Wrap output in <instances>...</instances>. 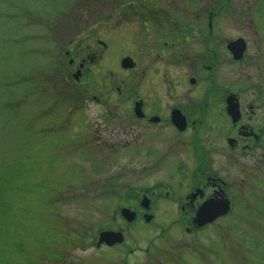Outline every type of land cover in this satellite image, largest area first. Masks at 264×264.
<instances>
[{
  "label": "rangeland",
  "instance_id": "obj_1",
  "mask_svg": "<svg viewBox=\"0 0 264 264\" xmlns=\"http://www.w3.org/2000/svg\"><path fill=\"white\" fill-rule=\"evenodd\" d=\"M141 1L139 10L144 13L146 4L169 13L171 22L196 24L194 34L177 48L165 46L166 40L171 44L176 28L167 24L160 45L154 46V27L145 37L143 21L132 18L124 5L101 19L100 14L109 13L102 0H0V264H264L261 149L258 156L242 152L235 159L222 147L226 121L220 109H211L217 95L203 100L206 81H197L193 96L195 106L204 102L202 114L215 142L208 167L212 175L230 182L235 204L231 213L198 232H187L192 223L184 220L179 206L164 201L149 223H127L117 211L128 186H152L164 178L179 188L181 156L159 160L155 172L142 173L131 169L135 162L122 153L112 156L88 137L98 123L113 127L106 119L113 118L100 103L117 107L125 101L116 89L125 77L121 57H143L144 52L171 57L180 51L202 57L218 44L221 57H232L226 44L240 35L248 39L247 58L236 67L226 61L223 82L241 91L248 114V104H256L253 122L263 125L264 0ZM209 9L219 11L213 20L214 36L205 42ZM67 48L73 54L79 49V57L102 53L103 58L88 63L89 70L84 68L77 80L62 75L64 67L53 66L69 62ZM77 67L78 61L72 70ZM150 74L145 83L135 72L140 91L153 85ZM183 76L179 71L175 76L179 89ZM111 115L125 117L119 108ZM160 131L161 140L173 133L166 126ZM154 149L155 155L158 148ZM153 156H147L148 162ZM109 184H114V193ZM119 226L126 232L119 248L97 247L100 230ZM172 252H181L182 260Z\"/></svg>",
  "mask_w": 264,
  "mask_h": 264
},
{
  "label": "flooded vegetation",
  "instance_id": "obj_2",
  "mask_svg": "<svg viewBox=\"0 0 264 264\" xmlns=\"http://www.w3.org/2000/svg\"><path fill=\"white\" fill-rule=\"evenodd\" d=\"M146 7H148L147 12L150 14L144 17L143 33L145 37L149 36V27H154L152 28L155 30L154 46L160 45L161 35H165L167 32L165 30L167 24L172 23L176 28L172 29L175 34L171 44L166 40L163 44L165 46L170 45L172 48H177L179 43H185L189 36L194 34L192 30L196 24L192 22H171L172 17L170 16L168 17L169 21L161 22L163 15L168 13L156 9L153 11L151 6ZM207 14L209 30L208 35L204 36L205 42L212 39L215 27L213 17L217 14V11L210 9ZM153 17L155 20H153ZM210 18L212 23H210ZM102 43L106 47L107 44L104 41ZM219 45H217L216 49L207 48L208 52L202 57H190V54L182 53V51H180L181 53L172 54L171 57H161L159 52L157 57H151L152 54H148V52H144L143 57H130L134 64L131 67L124 68L123 86L116 87L125 101L115 104L117 107H113V103L109 102L100 103L101 109L106 111V116L113 118H106L107 121L114 122L113 127L110 125L102 126L101 123H98L95 128L93 127L95 132L91 136L88 135V137H91L90 140L107 147L110 155L114 156L122 153L130 159V162H135L132 163L131 169L142 173L155 172L154 169L159 163L157 161L169 156L179 155L183 159L178 166L182 170L180 171L182 175L180 176L181 184L179 188L173 186L171 180L169 182L164 178H160L156 185H133L126 188L124 198H122L123 202L120 203V207L117 210L123 221L130 223L121 213L123 207H130L137 213L133 222L145 221L147 215H152V220H155L159 205L161 206L160 202L164 201L166 204L170 203L171 205L179 206L181 216L187 223H192L193 225V228L187 227V231L194 233L206 227H199L194 223L200 206L209 199H221L230 196L227 192L231 190L230 182L220 175H212L211 168L208 167L211 156L210 150H213L215 142L213 141L212 144L210 129L206 127L207 119L202 114L204 102L195 106L193 92L195 84L199 80L206 81L208 85V94H205L203 100L207 97L209 98L212 93L217 95V98L211 102V109L216 107L220 109L226 121L225 128H222L224 137V145L222 147L230 149L231 153L235 155V159L238 153L242 154V152L258 156L257 150L261 149L262 157L258 158V164L259 166L263 165L264 124L259 125L253 122V116L257 112L256 104L252 102L248 104V109H251L250 114H248L244 110L245 105H242L241 102V91L228 87L223 82V65L226 61L236 67L241 65L247 57H221L222 51H220L221 46ZM66 52L65 56H69V62L60 65L59 69L61 70L64 67L65 70L61 74L73 75L77 80L83 75L84 68L89 70L90 66L88 63L103 58L102 53L98 57H95L96 53L88 54L87 57H79V49L75 50V54L68 50ZM76 61H78V67L76 71H73L72 66ZM178 71L184 75L179 79V81H182L181 89L178 88V83H176ZM135 72L139 73L143 81L145 79L147 81V76L150 72L151 78L154 76L156 82L153 78H150L153 85H149L150 87L147 89L143 87V90L140 91L135 83L137 78L134 76ZM148 90L152 92L149 93ZM230 95L233 96L232 98H234L235 102L239 103L240 116L236 120L228 111V97ZM93 98L98 99L95 95H93ZM209 105L210 102H206V108H209ZM117 108L123 111L124 118L117 119L111 115L112 110ZM80 121L82 122V120ZM116 122L118 124L122 122V127H114ZM83 125L86 129V125ZM164 126L173 132L171 135L164 137L170 139L161 140L163 133L160 129L162 130ZM155 147L158 148L155 155L159 154L156 159L154 155ZM147 156H153L152 160L148 162ZM136 164H139V167H135ZM184 185H186V189H184ZM109 186L111 188L110 193H114L116 191L114 184H109ZM211 187H213L212 192L210 190ZM105 229L121 230L126 239V232L123 226ZM123 243L113 245L97 243L96 245L97 247L119 248ZM171 256L182 260L181 252H172Z\"/></svg>",
  "mask_w": 264,
  "mask_h": 264
},
{
  "label": "water",
  "instance_id": "obj_3",
  "mask_svg": "<svg viewBox=\"0 0 264 264\" xmlns=\"http://www.w3.org/2000/svg\"><path fill=\"white\" fill-rule=\"evenodd\" d=\"M247 48V42L244 38L240 37L236 40H232L228 43V49L232 52L233 56L236 58H241L244 56L245 50ZM133 60L130 56H126L122 60V65L124 67L133 66ZM233 96L230 95L228 97V111L233 115L234 119H238L240 116L239 112V103L234 101ZM230 210V201L227 198L221 199H209L205 201L199 208L197 212V216L195 222L202 226L208 222L214 221L220 215L226 214ZM123 214L129 219L133 220L136 212L130 210L129 208L122 209ZM146 219L149 221L151 219V215H147ZM124 239V235L121 231H112L106 230L101 232L99 243L106 241L109 244H113L116 242H122Z\"/></svg>",
  "mask_w": 264,
  "mask_h": 264
},
{
  "label": "trees",
  "instance_id": "obj_4",
  "mask_svg": "<svg viewBox=\"0 0 264 264\" xmlns=\"http://www.w3.org/2000/svg\"><path fill=\"white\" fill-rule=\"evenodd\" d=\"M102 1H103V4L105 5V9L108 10L109 13L100 14L98 18H101V19H106V18L111 17L114 10H118V8L121 7L122 5H124V7L127 6V8L131 11L130 14L132 18L144 20V17L145 16L147 17L150 14L148 12L144 13L142 10H139V8H141V5H140V3L142 2L141 0H111V1L107 0V2L105 0H102ZM137 6L139 7L136 8ZM145 6H149V5L145 4ZM153 20H155V18Z\"/></svg>",
  "mask_w": 264,
  "mask_h": 264
}]
</instances>
